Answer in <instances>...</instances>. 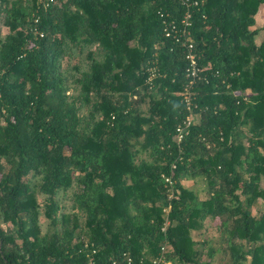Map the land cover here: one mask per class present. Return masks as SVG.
<instances>
[{"label":"trees","instance_id":"obj_1","mask_svg":"<svg viewBox=\"0 0 264 264\" xmlns=\"http://www.w3.org/2000/svg\"><path fill=\"white\" fill-rule=\"evenodd\" d=\"M37 1L0 0V264H264V0H200L192 108L165 32L181 0ZM75 47L90 61L69 92ZM209 218L220 248L198 238Z\"/></svg>","mask_w":264,"mask_h":264},{"label":"built area","instance_id":"obj_2","mask_svg":"<svg viewBox=\"0 0 264 264\" xmlns=\"http://www.w3.org/2000/svg\"><path fill=\"white\" fill-rule=\"evenodd\" d=\"M56 1H67V0H38L40 6L47 7L51 2ZM184 10L178 18H173L171 21H166L165 32L166 35L172 37L177 42H180L184 47L185 56L187 59L186 73L189 77V83L187 84L186 90L183 92L184 100L189 108H192L194 101V84L198 79H201L202 76L199 73V52L195 45L193 39V15L194 10L197 6L200 5V0H181ZM39 20V17L36 18V21ZM151 73L149 74L147 81L150 84H153L155 76L158 74L156 68H150ZM197 121V114H189L184 120V123L178 124L176 129V138L179 142L188 134L190 126ZM172 168H176V164H172ZM166 184L169 188V196H173L174 192L177 190L175 186V178L173 174L164 175ZM166 259L164 255L158 256L153 264H159L164 262Z\"/></svg>","mask_w":264,"mask_h":264},{"label":"rangeland","instance_id":"obj_3","mask_svg":"<svg viewBox=\"0 0 264 264\" xmlns=\"http://www.w3.org/2000/svg\"><path fill=\"white\" fill-rule=\"evenodd\" d=\"M0 32L4 36L8 32V27L4 24L3 20V14L0 13ZM260 37L261 39L264 38V28L260 32ZM259 37V38H260ZM88 47H75L71 48L66 52V54L63 56L61 60L62 64V69L64 70V73L67 76V82L70 84L71 88L69 92L74 91L75 87V78L80 75V71L77 69V66L80 67L81 69H86L88 68L89 65V58H88ZM78 104H81V101L78 102ZM84 111V108L82 107L81 112ZM87 113V109L84 111ZM186 184L192 185L196 184L197 190L200 191L201 196H205V191H204V181H190L187 180L185 181ZM72 190L68 191H61L59 194H57L56 198L59 200L61 205L63 206L64 210H69L71 205L73 204V199H72ZM38 200L43 202L45 201L46 195L42 193L37 194ZM41 214H40V223L43 232H46L49 228V219L47 218L45 214V209L42 206L41 208ZM197 234V233H196ZM200 236L198 238H203V237H209L211 238L212 244L216 248H220L222 241L220 239L219 231L216 228L215 224L213 223L212 219L209 218L205 222L204 228L201 230L199 233ZM226 262V257H224L222 252L216 253V255L213 258V264H225Z\"/></svg>","mask_w":264,"mask_h":264},{"label":"crops","instance_id":"obj_4","mask_svg":"<svg viewBox=\"0 0 264 264\" xmlns=\"http://www.w3.org/2000/svg\"><path fill=\"white\" fill-rule=\"evenodd\" d=\"M258 24L259 25L264 24V8L261 10V13L258 16Z\"/></svg>","mask_w":264,"mask_h":264}]
</instances>
